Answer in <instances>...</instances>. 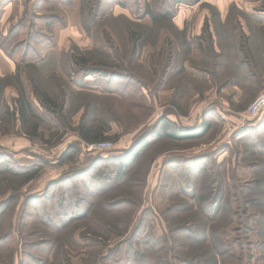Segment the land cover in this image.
I'll use <instances>...</instances> for the list:
<instances>
[{
    "label": "rangeland",
    "instance_id": "374dc122",
    "mask_svg": "<svg viewBox=\"0 0 264 264\" xmlns=\"http://www.w3.org/2000/svg\"><path fill=\"white\" fill-rule=\"evenodd\" d=\"M81 1V30L67 36L64 28L74 26L72 0H0V65H16L23 83L21 88L14 75L0 77V202L12 196L0 213V264H127L128 254L150 252L144 242L165 249L168 264H176L174 255L186 259L196 245L191 237H202L210 225L227 227V264H264V194L255 196L262 204L255 205L249 202L255 189L246 187L253 175H263L255 171L264 168V148L257 140L260 135L264 141V111L256 118L246 111L264 85L259 90L255 80L243 82L248 66L239 76L229 65L242 63L245 55L223 46L215 60L222 65L217 77L232 83L210 87V77L203 70L192 71L189 59L195 57L208 70L212 61L197 57V37L187 36L206 21L223 36L232 31L236 46L242 45L243 30L246 37L264 31V0H200L194 6L189 5L192 0H166L164 7L173 17L162 20L163 12L154 10L160 20L156 28L145 14L152 0H101L102 19L122 17L107 25L120 50L126 25L145 31L140 60L132 65L140 84L130 72L95 77L72 64L75 48H93L82 23ZM178 15L184 19L182 31L174 25ZM167 42L174 45L172 69L158 88L160 72L152 76L150 57L162 61ZM254 55L252 70L264 84V55ZM181 63L184 72L179 74ZM176 82L182 83L178 108L171 106ZM33 88L56 104L64 98L63 107L55 114L46 112ZM20 89L34 111L22 127L8 116L18 109ZM215 111L241 114L234 118L237 125L228 126ZM82 119L93 129L108 127L104 141L111 143L110 149L87 150L89 144L78 133ZM161 120L181 129H210L205 136L178 143L149 139ZM256 129L261 130L258 137ZM142 138H148V147L120 178L118 159L126 161ZM23 170L39 174L23 185ZM103 227L112 234H104ZM90 231L104 239L96 248L84 244ZM175 245L177 250L171 251Z\"/></svg>",
    "mask_w": 264,
    "mask_h": 264
},
{
    "label": "trees",
    "instance_id": "16d2710c",
    "mask_svg": "<svg viewBox=\"0 0 264 264\" xmlns=\"http://www.w3.org/2000/svg\"><path fill=\"white\" fill-rule=\"evenodd\" d=\"M166 0L162 1L160 4H157L155 0H152V5L147 7L146 10V15L151 16L152 24L154 28L159 25L160 20L158 17L155 15L154 10H158L160 12H163V19H170L173 17L171 15V12L168 9H165V4ZM181 1L174 2L175 4H179ZM200 0H192L189 5H197L200 3ZM101 0H91L87 4L81 1L80 4V13H81V18H82V23L84 26V29L90 35V38H92V44L93 48L91 50H85V51H79L75 48L76 53H73L71 55V62L75 66V68L78 71H81L83 74L86 75H91V76H106L107 73L111 72V76L114 75L113 72H120V71H126L130 72L128 75L130 78L135 79L137 83H141V79L136 78L134 70L136 67H132V65L137 64L136 62H139L140 60V50L143 45V40L145 38L144 33L145 31L140 32L137 29H133V25L130 24L129 26L126 25L125 29V41L122 45L121 50L119 49V45H115V42L113 41L111 35L107 31V25L109 21L113 22H119L120 18H104L102 19L101 16ZM124 6V5H122ZM136 25H134L135 27ZM94 34H91V29H93ZM148 31V30H147ZM221 31V29H220ZM219 30L213 28V30H210L208 23L205 21L201 34L195 39L196 40V56L198 57L199 55L202 56L203 58H210L212 61L211 69L208 70L207 68H202L200 62L198 63L197 60L192 57H190V63H189V68L194 70L195 72H200L204 71L206 75L210 77V87L219 89L227 84L232 83L230 80L226 81H219L217 77V68L222 67V65H219L215 62L216 59L220 58V50L223 46H227L231 48L232 52L237 53L240 51L242 54L245 56L243 57L242 63H233L229 65L231 69H233L237 74H241V71L243 67L248 66V75H245L243 77L242 81L243 82H249L250 79L255 80V86L259 90L263 88V82L260 80V78L257 77L256 79V73L252 70V63L255 61V55L254 54H259V52L256 50L255 51V44H254V38L255 36H250L246 37L243 33L241 35L243 40L242 45L236 46L237 44V38L234 36V33L232 31L226 30V32L221 33ZM245 37V38H244ZM253 39V40H252ZM240 40V38H239ZM184 45H187L188 47L191 45H188L187 42H184ZM174 45L171 42H167L165 45V48L161 54V57H163V60L160 61L159 57H155L152 55L150 57V72L153 77L158 75V71L160 72V79L159 82H157L158 88L162 85L164 77L167 78L170 74V71L172 69V59H173V47ZM244 46V47H242ZM238 51H237V48ZM262 48L264 49V44H262ZM257 49H259V45L257 46ZM120 50V51H119ZM189 54L191 53V49L189 47L188 49ZM252 53V57L250 55ZM176 55V54H175ZM239 56V55H238ZM223 59L225 61H230V55H225L223 54ZM260 58V57H259ZM238 59V57H237ZM163 62V63H161ZM132 69V70H131ZM132 71V72H131ZM184 69L182 67V63L178 68V73H183ZM182 83H177L175 84L173 90L174 93L172 95L171 99V106H179V96L178 93L180 92V87L179 85ZM235 84H239L238 81H235ZM155 85V86H156ZM35 96L37 97V100L42 104V107L46 110V112L55 114L57 113L62 107H63V101L61 104H56L55 101L51 100L50 98L46 97V95L39 94L38 91L33 88L32 89ZM262 92V91H261ZM23 90L20 89V96L18 98V111L12 112L9 114V121L13 125L16 124L18 121L20 127L24 126L27 123L28 118L34 115V111L30 108L29 103L26 101V98L23 94ZM175 109V108H174ZM161 124V126H160ZM210 129L209 125L205 126L200 129H181L177 128L174 124H169L166 123V121L161 120L159 121V126L154 127L152 132L150 133L149 139L152 138H166L167 140L178 143L182 142L188 139H194V138H199L202 136H205V134L208 132ZM109 129L106 126H101L96 129L91 128L89 125L84 123V119L81 120V123L78 127V133L80 135V138L82 141L86 144H91L93 142L97 141H104L107 139L105 136L108 133ZM256 137L261 133V130L256 129L255 131ZM262 136V135H261ZM147 138V139H148ZM264 138V135L263 137ZM142 138L141 140H138L135 142L134 145H132V148L128 152V155H125L126 161H124L123 158H119V163H120V169H119V177L123 178L125 175L128 167L133 164V161L137 157V153L141 152L145 148L148 147V140ZM259 146L260 149L264 148V141L263 139H260L259 135ZM261 140V141H260ZM262 152V151H261ZM24 171V170H23ZM256 174L258 173L259 176L260 174H263L262 177H257L253 175L252 181L247 185L246 187L253 186L255 191L253 192L254 197H251L252 199L249 202H252L255 205H262L261 201L257 199L255 196L259 193L260 195L264 194V168L255 171ZM33 173V172H31ZM39 174V171L33 174H28V170H25L24 172H21V175L23 177V185H27L29 182L35 180ZM250 196V195H249ZM12 199V196H10L7 200L1 201L0 202V213L2 212L1 210H4L6 206L10 203ZM259 203V204H257ZM110 227H103V233L104 234H112V231L109 229ZM203 227L199 228V230H202ZM227 227H219V226H214L210 225L207 228V231L203 234L202 237H191V242L192 244L195 245V249L193 245L191 246V249L194 251L193 253L189 254L187 258H178L176 255L172 258V262L176 264H227L225 262V256L229 252L228 247L230 246L229 244V233L226 230ZM204 229V228H203ZM200 232V231H199ZM102 233V234H103ZM201 233V232H200ZM98 231H90L89 236L84 237V244L87 247H94L96 248L99 246V244H102V235H100ZM102 239V240H101ZM142 246L147 248L150 252H146L144 255L141 254L140 252H137L130 256L128 254L127 256V264L131 263L130 258L132 257L133 263L136 264H168V261L166 259V256H164V251L165 249L162 248H157L156 243H151V242H144L142 243ZM131 247L129 245L128 249ZM176 247V245H175ZM171 249L177 250V247ZM186 249L189 247L188 245H184ZM102 259V257H101ZM105 259H102L101 262H104Z\"/></svg>",
    "mask_w": 264,
    "mask_h": 264
},
{
    "label": "crops",
    "instance_id": "0c3cea01",
    "mask_svg": "<svg viewBox=\"0 0 264 264\" xmlns=\"http://www.w3.org/2000/svg\"><path fill=\"white\" fill-rule=\"evenodd\" d=\"M72 3H73L72 7H70V8H71V10L73 12V15L71 16V18H72V22H73L74 26H70V27L64 28V32L66 33L67 36L77 34L78 33L77 32V28L80 29V27L77 26L78 25L77 24V19L79 18L78 10H77V0H72ZM199 4H201V2L198 3L197 5H199ZM180 16L181 15H178V16L175 17L174 25L177 27V29L179 31H182L183 30L184 19H183V17H180ZM204 20H203V22H204ZM55 30H56V27H55ZM201 30H202V28L201 29L197 28V30L195 29V31H193L192 33L188 34L187 36H191L192 35V37H198L201 34ZM243 32H244L245 36H249V34L245 33L246 32L245 30H243ZM253 36H255V38H254V44L256 46L255 47V51L257 50L258 52H261L262 55H264V49H261V50L257 49V46L259 44H264V31L259 32V34H256L255 32H253ZM36 66L39 67V66H41V64H38V65L36 64ZM53 67L54 68H58V65H57L56 62H54V66ZM16 69H17L16 65H9L5 61H3V63L0 65V77L3 78V77H6V76L14 75L17 78V80H18V82L20 84V87L22 88L23 87V85H22L23 83H22V79H21L22 76L18 75V72H17ZM236 87L237 86H234L233 88H236ZM170 98H171V95L169 97V100H170ZM16 111H18V109H16ZM215 113L220 115L221 117H223L222 120H225L229 124L228 126H230V123H231V125H237V123H236L237 120H235L234 118H237L236 116H240L241 111H215ZM10 114H11V111H10ZM8 116H9V114H8ZM16 123H18V121Z\"/></svg>",
    "mask_w": 264,
    "mask_h": 264
},
{
    "label": "built area",
    "instance_id": "2783aa9c",
    "mask_svg": "<svg viewBox=\"0 0 264 264\" xmlns=\"http://www.w3.org/2000/svg\"><path fill=\"white\" fill-rule=\"evenodd\" d=\"M264 111V91L261 92L256 99L248 106L246 113L251 118L258 117ZM111 148V143L109 142H98V143H91L87 146V150L92 151H104Z\"/></svg>",
    "mask_w": 264,
    "mask_h": 264
}]
</instances>
